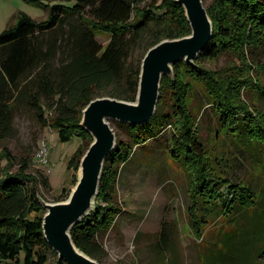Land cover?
I'll return each instance as SVG.
<instances>
[{
    "label": "trees",
    "instance_id": "16d2710c",
    "mask_svg": "<svg viewBox=\"0 0 264 264\" xmlns=\"http://www.w3.org/2000/svg\"><path fill=\"white\" fill-rule=\"evenodd\" d=\"M24 1L43 9L47 17L35 21L19 13L0 34V144L11 135L13 111L24 101L44 128L57 133L60 143L77 136L85 144L67 164L74 184L79 161L92 141L79 126L84 107L104 96L134 101L147 50L164 39L189 35L190 26L175 0H63L53 5ZM206 9L213 24L209 45L194 65L177 63L174 78L162 79L156 112L148 123L119 124L129 140H117L104 163L95 208L71 232L75 245L100 264L104 249L97 237L113 228L122 211L116 199L122 166L135 147L163 128L169 129V156L185 175L191 201L188 226L198 244L199 264H239L234 258L225 260L221 251L208 255L199 248L205 243L217 249L218 241L235 254L243 251L245 264H264V240L254 245L264 234V113L244 99L251 89L264 96V87L249 76L254 67L249 52L264 47V0H211ZM99 34L108 37L106 45L96 40ZM225 53L236 55L241 66H203ZM194 84L200 85L206 107L217 118L213 138L227 129L225 135L240 143L241 152L250 148L255 165L249 177L234 178L233 158V164L225 163L199 140L190 107ZM2 160L0 264H64L42 233L45 212L39 196L51 191L49 179L31 174L29 160L11 172L13 158L6 148L0 151V164ZM63 192L58 201L68 197L69 191ZM165 240L161 233L159 251Z\"/></svg>",
    "mask_w": 264,
    "mask_h": 264
},
{
    "label": "rangeland",
    "instance_id": "374dc122",
    "mask_svg": "<svg viewBox=\"0 0 264 264\" xmlns=\"http://www.w3.org/2000/svg\"><path fill=\"white\" fill-rule=\"evenodd\" d=\"M61 2L63 0H46L50 5ZM210 2L211 0H204V5L207 7ZM19 13H24L35 21L47 17V12L43 9L24 0H0V34L15 23ZM96 40L103 46L108 43L106 35L99 34ZM249 60L250 65L254 66L249 76L257 79L264 87V47L252 49ZM203 66L222 70L241 66V63L236 55L225 53L216 61L203 62ZM252 91L256 89L244 93V99L264 113V96ZM205 101L202 88L194 84L190 107L195 114L199 140L213 154H217L218 158L225 159V163L233 164V158L236 162L232 174L234 178L249 177L251 167L255 165L252 164L254 160L251 158L250 148L241 152L240 143L225 135L227 129H223L219 139L213 138L218 121L211 107H206ZM119 124L111 122L117 140L128 141L127 132ZM168 131V128H163L157 136L148 137L133 149L130 160L122 166L116 191V199L122 211L116 217L113 228L97 237L104 249L101 264H199L198 244L188 226L187 211L191 201L185 175L181 166L169 156ZM43 144L48 149L45 157L47 165L41 164L38 159ZM79 146L84 147L85 144L77 136L67 143H60L57 133L44 128L28 105L20 101L13 111L12 133L0 144V151L6 148L11 153V172L19 169L21 161L29 160L31 174L47 177L51 191L45 193V199L52 203L65 195L63 190L70 192L74 186V172L67 170V164ZM5 164L6 161L2 160L0 165ZM216 216L214 220L217 222ZM161 233L166 235L163 251L157 249V245L162 242ZM213 238L216 239L215 242L219 238L216 231ZM263 240L264 234L260 233L254 245L261 246ZM207 246L205 243L199 244V248L208 255L221 251L225 260L234 258L239 264L246 262L243 251L235 254L225 249L220 241L217 249H214V245Z\"/></svg>",
    "mask_w": 264,
    "mask_h": 264
},
{
    "label": "water",
    "instance_id": "95a60500",
    "mask_svg": "<svg viewBox=\"0 0 264 264\" xmlns=\"http://www.w3.org/2000/svg\"><path fill=\"white\" fill-rule=\"evenodd\" d=\"M185 13L190 34L176 39H164L147 50L138 76L134 101L108 96L91 100L81 112L79 126L91 136L79 161L76 180L68 197L49 203L39 196L44 210L42 233L50 249L64 264H100L74 243L73 228L95 208L99 185L107 156L117 145L111 122L143 125L155 115L164 77L174 78V65L195 60L209 45L213 24L203 0H175Z\"/></svg>",
    "mask_w": 264,
    "mask_h": 264
},
{
    "label": "built area",
    "instance_id": "2783aa9c",
    "mask_svg": "<svg viewBox=\"0 0 264 264\" xmlns=\"http://www.w3.org/2000/svg\"><path fill=\"white\" fill-rule=\"evenodd\" d=\"M47 154H48V149L47 147L43 144L42 145V148L38 154V159H40V163L41 164H45L47 165V158L45 159V157H47Z\"/></svg>",
    "mask_w": 264,
    "mask_h": 264
}]
</instances>
